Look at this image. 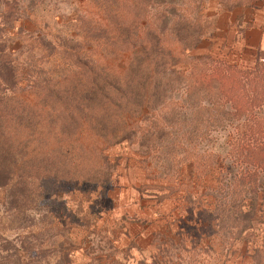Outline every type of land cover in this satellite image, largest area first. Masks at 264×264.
<instances>
[{
  "label": "rangeland",
  "instance_id": "obj_1",
  "mask_svg": "<svg viewBox=\"0 0 264 264\" xmlns=\"http://www.w3.org/2000/svg\"><path fill=\"white\" fill-rule=\"evenodd\" d=\"M238 1L246 0L231 3ZM145 2L158 15L193 22L202 16L207 34L191 55L236 63L234 42L249 28L242 16L252 4L230 9L221 0H1L0 118L6 121L0 123V144L29 139L26 121L15 132L29 104H38L44 117L63 118L66 107L44 105L38 86L48 78L71 81L73 63L65 50L113 65L126 48L131 63L127 52L140 47L143 35L131 36L119 17L140 13L137 5ZM248 62L241 65L252 66V58ZM170 94L183 102L182 90ZM165 111L169 119L162 120V112H155L156 125L150 115L135 119L125 140L95 145L100 151L65 147L52 132L40 146L31 144L27 151L40 149L42 165L55 173L29 171L25 189L0 187V264H255L256 248L264 249V192L253 218L252 199H246L251 221L243 240L234 242L237 235L220 226L215 206L227 194L228 145L237 122L198 127L193 135L190 115L174 119L171 107ZM211 158L223 165L207 166ZM104 169L111 170L106 185L99 184L101 175L86 180Z\"/></svg>",
  "mask_w": 264,
  "mask_h": 264
},
{
  "label": "trees",
  "instance_id": "obj_2",
  "mask_svg": "<svg viewBox=\"0 0 264 264\" xmlns=\"http://www.w3.org/2000/svg\"><path fill=\"white\" fill-rule=\"evenodd\" d=\"M221 1L230 9L254 3V0L235 4L231 0ZM137 7L140 13L130 15L129 19H126L128 14L119 17L131 36L138 38V32L143 35L140 47L127 52L131 63L125 58L126 48L118 51L113 65L78 53L74 56L66 53L67 50L62 53L73 63L71 81L45 79L38 86L41 88L38 96L44 105L65 106L66 112L62 119L60 114L44 117L38 111V104H29L28 112L18 115L20 125L15 132L20 134L26 121L29 139L9 147L0 144V187L25 189L29 171L44 172L45 169L55 173L42 165L45 154L40 149L34 148L33 155L27 151L31 144L44 143L47 132L59 137L65 147L76 144L79 150L89 151L91 147L100 151L95 145L106 148L122 142L146 115L154 118L153 125L159 121L156 118L159 112L162 120L169 119L165 111L169 107L174 111L171 113L174 119L191 116L192 124H196L191 129L193 135L202 130L198 127L237 122L228 145L230 163L226 167L231 177L227 194L224 201H215L219 224L237 235L235 242L250 225L251 211L245 210L247 197L252 199L253 218L255 205L264 192V50L258 51L254 65L247 67L211 55L193 56L191 51L207 34L201 24L202 16L193 22L183 15L150 13L146 2L143 7ZM124 38H120L123 43ZM179 89L183 102L170 94ZM61 99L64 101L59 102ZM5 121L4 117L0 118L1 124ZM57 127L59 130L54 131ZM217 164L221 166L223 162L216 158L207 160L209 167ZM104 170L103 175L96 171L95 175H85V178L91 180L101 175L99 184L106 185L111 170ZM253 261L264 263L263 247L256 248Z\"/></svg>",
  "mask_w": 264,
  "mask_h": 264
},
{
  "label": "crops",
  "instance_id": "obj_3",
  "mask_svg": "<svg viewBox=\"0 0 264 264\" xmlns=\"http://www.w3.org/2000/svg\"><path fill=\"white\" fill-rule=\"evenodd\" d=\"M254 1L256 2V0ZM242 17L243 23H246L245 25H248L249 28L246 31L243 29L240 31L238 39L234 42L233 56L235 57V64L246 67L247 65L241 64H248L249 58H252L253 65L258 51L264 50V0L262 5L258 7L252 5L249 15ZM241 27L243 28V25ZM227 47L229 46H225V49Z\"/></svg>",
  "mask_w": 264,
  "mask_h": 264
}]
</instances>
